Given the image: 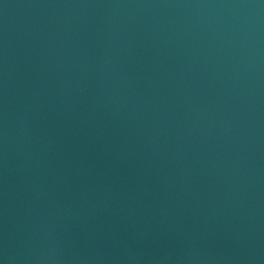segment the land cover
<instances>
[{"label":"water","instance_id":"1","mask_svg":"<svg viewBox=\"0 0 264 264\" xmlns=\"http://www.w3.org/2000/svg\"><path fill=\"white\" fill-rule=\"evenodd\" d=\"M0 264H264V0H0Z\"/></svg>","mask_w":264,"mask_h":264}]
</instances>
